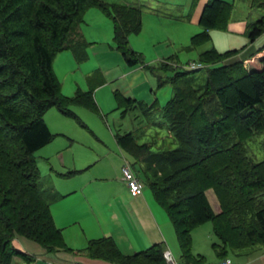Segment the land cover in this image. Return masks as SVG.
Returning <instances> with one entry per match:
<instances>
[{
  "label": "trees",
  "instance_id": "16d2710c",
  "mask_svg": "<svg viewBox=\"0 0 264 264\" xmlns=\"http://www.w3.org/2000/svg\"><path fill=\"white\" fill-rule=\"evenodd\" d=\"M91 5L110 18L111 39L125 64L140 63L127 38L140 28L141 10L135 4L0 0V264H9L12 255L31 259L13 244L17 237L33 240L46 251L69 249L49 208L56 193L45 186L33 151L53 135L42 116L49 106L69 115L71 103L97 111L93 82L64 95L51 68L52 56L62 49H68L75 62L86 57L88 42L75 25ZM249 7L261 9L247 28L252 40L264 30V0H249ZM231 9V1L205 0L197 17L201 29L190 34L189 46L208 40L209 28H224ZM233 51L199 50L196 59L202 66L195 68H178L172 56L144 63L157 86L167 83L171 88L161 105L113 91L120 114L130 111L134 124L115 131L114 140L149 172L141 181L165 212L183 263L196 257L190 232L204 221L210 223L215 237L210 246L220 257L228 249L264 245V155L255 160L245 146L252 134L264 131V43L250 55L254 67L241 59L220 63ZM198 70L204 74L199 83ZM148 127L164 128L174 146L152 148L154 141H138ZM82 249L117 264L165 263L161 241L123 254L109 236H99L87 239Z\"/></svg>",
  "mask_w": 264,
  "mask_h": 264
},
{
  "label": "rangeland",
  "instance_id": "374dc122",
  "mask_svg": "<svg viewBox=\"0 0 264 264\" xmlns=\"http://www.w3.org/2000/svg\"><path fill=\"white\" fill-rule=\"evenodd\" d=\"M101 1L108 4L126 2L136 5L143 4H140V30L127 36L129 46L139 54L141 63H136L141 64L140 67H142L135 71L136 76L133 81L140 82L141 77H144L146 81L139 89L141 93H136L137 96H133L146 103L161 105L170 95L171 88L167 83L157 86L154 77L143 64L156 63L159 58L166 59L172 56L178 68L186 69L188 68L187 63L196 62L197 52L209 43L206 40L195 47L189 46L190 34L200 30L201 27L197 22H190L189 19L181 17L189 8L188 3L185 4L187 0ZM230 1L232 2L230 13L242 10L246 14L249 13L250 19H254L255 15L261 12L260 8L249 7L247 0ZM146 5L150 8L146 9ZM75 26L78 33L88 42L86 57L81 63H76L70 51L62 49L55 52L51 58V68L59 81V91L64 95H71L75 86L85 89L88 74L94 71L98 72L110 64L117 66L115 57H119L121 65H125L124 59L114 47L111 39V20L97 6L86 7L81 20ZM166 73L169 74L170 71ZM203 75V70L196 71L198 83L202 80ZM149 79H151V83H149ZM109 82L106 79H94L93 86H95L92 92L97 111L77 103H71L68 108L73 115L59 112L54 105L49 106L42 114L53 135L48 142L35 149L33 155L39 174L46 177L53 185L56 182L55 187L61 193L69 189L72 182L78 180L80 182L81 175H106L108 176L106 180H110L111 175L120 174V165L124 161L133 166L140 179H143L144 174L149 175L141 163L135 162L114 141L112 133L115 129L118 131L132 129L134 124L130 111L120 114V107L117 106L113 96L116 81L112 80L113 84ZM263 135L264 131L255 132L245 140L247 153L255 160L264 155ZM137 140L154 141L151 145L152 148L155 146L167 148L175 144L164 128H145L144 133ZM68 170L73 171L69 174H62ZM92 184H95L96 187L100 186L95 182ZM142 187L147 188L144 182ZM206 193L209 199L210 197L214 198L210 189H207ZM69 196L75 197L72 194ZM64 199L53 201L51 207L61 210L63 203L60 204V201ZM211 199L209 201L212 203ZM78 209L80 212H84L86 207L81 204ZM205 225L209 229L211 228L209 221L201 222L197 227L201 229ZM10 261L9 264H12ZM20 261L19 263L22 264Z\"/></svg>",
  "mask_w": 264,
  "mask_h": 264
},
{
  "label": "crops",
  "instance_id": "0c3cea01",
  "mask_svg": "<svg viewBox=\"0 0 264 264\" xmlns=\"http://www.w3.org/2000/svg\"><path fill=\"white\" fill-rule=\"evenodd\" d=\"M204 2L205 0H187L185 4L188 3L189 8L181 17L189 19L190 22H197ZM126 3L130 4L129 2ZM140 4L137 6L141 10ZM247 5L249 6V0H247ZM145 8L149 9L150 7L146 5ZM248 14L242 10L237 13L232 12L224 28H209V39L207 40L209 43L205 44L202 49L213 47L219 52L233 49L234 51L222 58L220 63L241 59L244 65L256 66L250 55L264 43V30L249 40L246 35L247 28L258 14L255 15L254 19H250ZM159 60L161 59L159 58ZM115 61L117 66L110 64L98 72L94 71L88 74L86 88L94 82L95 78L106 79L111 84L114 80L116 81L114 90L126 96H137L136 93H141L139 89L146 82L144 77H141L140 82L133 81L136 76L135 71L142 68L140 67L141 64H125L123 66L119 57H115ZM76 63H81V61ZM94 75L96 76L93 77ZM149 83H151V79H149ZM94 86L92 83V91ZM115 131L117 130L115 129L113 133ZM131 167L133 168L132 165ZM111 176L110 180H106L108 178L106 175H81V181L72 182L70 188L63 193L55 187L56 182L53 185L46 177L42 176L45 186L50 187L56 193L48 201L49 208L53 222L61 229L63 240L69 249L46 251L33 240L17 237L12 240L13 244L28 253L31 259L26 261L18 255H12L10 263L20 264L19 261L21 260L22 264H117L91 257L82 249L89 238L109 236L123 254H131L153 242L161 241L163 248L169 250L175 264H218L221 257L210 246V243L215 240L211 228L209 229L205 225L201 229L195 226L191 230V252L196 257L183 263L179 258V248L172 226L163 209L152 198L149 189L142 187L138 193L131 194L121 178V171L120 174ZM93 182L97 185L100 184V186L96 187L95 184H92ZM70 194L75 197H70ZM59 199H64L60 201V204L63 203L61 210L53 209L51 203ZM211 200L212 208L216 209L215 199L212 198ZM81 204L86 207L84 212H80L78 209ZM225 256L239 262V264H264V245L255 244L240 249H228ZM164 264L168 263L165 262Z\"/></svg>",
  "mask_w": 264,
  "mask_h": 264
},
{
  "label": "built area",
  "instance_id": "2783aa9c",
  "mask_svg": "<svg viewBox=\"0 0 264 264\" xmlns=\"http://www.w3.org/2000/svg\"><path fill=\"white\" fill-rule=\"evenodd\" d=\"M199 65L200 63L198 62L190 61L187 63V67L189 68L196 67ZM120 170H121V177L125 182L128 191L131 194L138 193L141 189L142 182L138 178V176L135 175V173L132 171L128 162L124 161L120 167ZM161 254L165 262H167L168 264H175L168 249H163ZM218 264H239V262L231 260L227 256H223L219 259Z\"/></svg>",
  "mask_w": 264,
  "mask_h": 264
}]
</instances>
